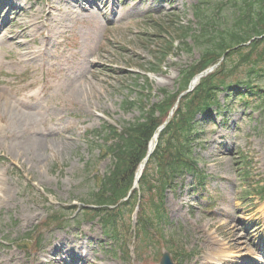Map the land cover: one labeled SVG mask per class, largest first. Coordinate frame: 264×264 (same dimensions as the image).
<instances>
[{"label": "rangeland", "instance_id": "obj_1", "mask_svg": "<svg viewBox=\"0 0 264 264\" xmlns=\"http://www.w3.org/2000/svg\"><path fill=\"white\" fill-rule=\"evenodd\" d=\"M206 1L211 2L210 8L218 3L223 7L215 9V15L224 17L220 23L231 20L235 0ZM40 3L61 6L59 0ZM197 4L198 0H86L79 15L61 14L59 19L58 12L54 13V26L60 21L65 27L53 30L48 56L35 62L7 58V54L17 53L9 41L17 32L10 19L18 17V6L0 9V93L14 97L13 89L27 87L26 93L36 95L31 104L51 106L47 120H36V129L47 123L53 128L49 150L44 151L47 159L18 163L6 159L18 173L13 181L20 180V195L16 194V203L0 205V264H159L163 251L159 258L140 260L132 248V259L126 260L98 222L78 218L71 220L69 227L47 230L45 221L49 209L79 207L92 190L93 176L110 171L113 161L101 157L104 140L96 133L105 126L122 129L143 117L141 100L147 92L141 86L147 85V79L155 93L149 94L148 108L161 101V90L173 94L181 90L185 72L201 60L202 46L189 52L178 41L182 49L175 51L162 71L148 74L146 79L145 71L153 70L157 63L152 49L160 25L197 29ZM47 35L44 29L36 34L35 41H27L38 50L45 45ZM255 83L264 89L263 79ZM235 91V87L222 90V109H214L212 122L199 117L201 142L196 143V155L200 169L208 176L207 185L192 193L197 183L185 176L176 190L167 194L169 226L173 233H179L190 253L175 264L264 262V202L247 197L245 162L238 158L239 152H244L253 159L255 178L251 176L248 182L264 180V96L256 104H248L234 95ZM239 91L245 93L247 89L242 86ZM258 105L261 107L257 109ZM1 111L0 103V116ZM240 225L245 236L243 251L238 246L240 236L235 235ZM36 230L42 250L29 254L18 248L17 243ZM210 240L227 248L225 260L210 257ZM11 256L19 261L11 262Z\"/></svg>", "mask_w": 264, "mask_h": 264}, {"label": "trees", "instance_id": "obj_2", "mask_svg": "<svg viewBox=\"0 0 264 264\" xmlns=\"http://www.w3.org/2000/svg\"><path fill=\"white\" fill-rule=\"evenodd\" d=\"M210 3L198 0L194 7L199 25L197 29L176 27L174 24L176 28H172L165 23L157 29L156 46L152 49L157 63L152 71H146V75L163 70L175 51L182 49L176 44L178 41L189 52L196 46H202L201 60L185 72V84L177 94L163 89L161 101L149 108V94L154 95V89L147 79V85L141 86L147 92L141 100L142 119L124 125L122 131L111 126L104 128L105 142L101 147L105 148L104 158L112 159V167L105 176L93 180L96 187L92 188L83 201L85 207L76 215L93 220L100 218L106 234L117 242L125 237L130 244L134 238L141 257H151L163 244L170 245L181 255L185 254L182 245L176 248L173 245V242L177 243L176 235H167L165 200L167 191L174 189L176 181L186 174L196 177L201 186L206 181V175L198 170L196 155V143L201 142L199 117L203 115L206 122H212L213 110L222 109L219 100L222 90L235 87L234 95L248 104L253 101L256 104L264 96L262 86L255 83L256 80H264V0H235V10L225 25L220 23L224 17L215 15V9L220 11L223 7L218 3L210 8ZM188 40H193L195 44ZM216 65L217 69L202 79L195 92L182 96L191 78ZM242 86L247 89L245 93L239 91ZM177 104L178 108L174 110ZM172 112L174 115L168 122ZM167 122L139 189H134L135 173L148 154L149 143ZM238 158L246 166L253 164V159L244 152H239ZM245 174L250 176L251 172L246 169ZM249 188L252 189V186L249 185ZM259 190L261 199H264V186ZM137 209V223L133 227L131 216ZM71 212L76 213L75 208L51 209L46 227H63L72 216ZM25 239L31 243L33 250L41 247L36 232Z\"/></svg>", "mask_w": 264, "mask_h": 264}, {"label": "bare ground", "instance_id": "obj_3", "mask_svg": "<svg viewBox=\"0 0 264 264\" xmlns=\"http://www.w3.org/2000/svg\"><path fill=\"white\" fill-rule=\"evenodd\" d=\"M86 0H59L61 6L57 7L53 4L45 6L39 4V0H0V9L7 7L13 8L18 6V17L16 20H11V24L15 23L17 32L9 41L17 48L16 55L7 54V58L20 60L37 61L48 56V48L53 43V30L59 31L60 28L65 27L60 21L54 26V20L57 22V17L54 15L58 12V18L63 15H79L83 9V3ZM27 5H23V3ZM63 3V4H62ZM82 15V14H81ZM0 16L2 14L0 13ZM47 30L48 35L44 37L45 45L38 50H34L31 42L35 41V36L41 30ZM32 38V41H27ZM6 58V59H7ZM82 69V68H80ZM79 69V70H80ZM24 88H15V96H7V94L0 93V103L2 104V111L0 116V205H10L16 203L17 188L20 186V180L14 183L13 176L16 171L8 166L9 159L13 162H20L22 160H32L41 162L47 159L44 151L49 150L48 138L51 136L53 128L48 123L40 130L35 127L36 120L41 121L43 118L47 120L51 112V106L48 104L43 108H38L29 101H35L36 95L26 93ZM38 135L42 137L39 138ZM18 174V173H17ZM264 211V210H263ZM243 226L235 231L236 236H240L238 243L239 250H244L245 242ZM253 248L255 246H252ZM256 248V247H255ZM259 248V247H258ZM257 248V249H258ZM61 253L59 247L56 249ZM260 251H263L259 248ZM258 250V251H259ZM254 251H257L254 249ZM209 253L213 260H225L228 255L227 248L216 240H210ZM11 262L15 259L11 256ZM251 264H264L262 259H251Z\"/></svg>", "mask_w": 264, "mask_h": 264}, {"label": "water", "instance_id": "obj_4", "mask_svg": "<svg viewBox=\"0 0 264 264\" xmlns=\"http://www.w3.org/2000/svg\"><path fill=\"white\" fill-rule=\"evenodd\" d=\"M161 264H173L169 253L164 254Z\"/></svg>", "mask_w": 264, "mask_h": 264}]
</instances>
